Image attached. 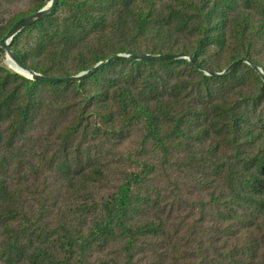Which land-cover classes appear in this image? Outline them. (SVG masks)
Returning a JSON list of instances; mask_svg holds the SVG:
<instances>
[{
    "label": "rangeland",
    "instance_id": "374dc122",
    "mask_svg": "<svg viewBox=\"0 0 264 264\" xmlns=\"http://www.w3.org/2000/svg\"><path fill=\"white\" fill-rule=\"evenodd\" d=\"M50 1L0 0V40L20 18L43 9ZM237 1L239 5L232 8L241 10L254 30L244 50L230 39L219 44L216 36L204 39L203 46L198 47L201 42L196 37L160 39L124 33L120 25L111 37H105L120 15L141 9L154 23L173 25V18L157 13L166 11L164 5L187 9L193 20L200 18L197 8L207 7L203 10L206 20H221L208 9L215 7L206 6L207 0H59L52 13L18 33L10 46L24 55L28 67L51 76H75L120 53H196L204 66L217 72L245 56L264 72V30L259 28L260 21L264 22V0ZM218 6L228 12L221 3ZM8 59L0 47V78H6L7 71L20 76L9 78L12 84L5 91L27 78L15 71ZM143 66L139 72V65L118 60L68 86L54 87L27 78L35 82L28 94L43 98L45 106L33 122V131L20 134L5 148V169L24 184V204L39 212L43 208L39 221L50 226L48 231L53 232L61 219L75 231L88 226L104 213V205L130 174L143 180L133 197V202L144 208L141 218L152 216L156 209L163 215L171 210V221L181 232H192L201 223V201L210 200L205 176L213 175L211 171L217 167H212L210 160L223 156L229 160L234 153L226 141L220 147L210 146L205 138L201 141L181 116L194 118L200 91L210 96L211 90L215 98L230 100L233 90L242 87L247 92L261 91L264 101V81L244 63L219 84H213L212 76L185 59L171 66L157 64L155 71L150 63ZM150 79L162 90L178 80L187 81L190 93L178 106L177 121L162 117L157 137L150 135L144 118L134 117V101L116 96L121 84H127L136 100L150 102L160 95L146 88ZM183 235L182 249L190 248V241L196 244L190 234Z\"/></svg>",
    "mask_w": 264,
    "mask_h": 264
},
{
    "label": "trees",
    "instance_id": "16d2710c",
    "mask_svg": "<svg viewBox=\"0 0 264 264\" xmlns=\"http://www.w3.org/2000/svg\"><path fill=\"white\" fill-rule=\"evenodd\" d=\"M207 1L206 6L215 7L208 9L214 16L220 15L221 20H206L203 10L207 7L197 8L200 18L193 20L187 9L164 5L166 11L157 13L173 18V25L154 23L153 17L141 9L120 15L118 23H113L105 37H111L120 25L124 33L160 39L196 37L201 42L198 47L203 46L204 39L216 36L219 44L230 39L244 50L254 30L245 22L243 12L232 8L239 5L238 1ZM219 3L228 12L222 11ZM259 28L264 30L263 21ZM193 54L197 58L196 53ZM18 56L26 64L24 55L18 53ZM127 62L139 65L141 72L144 63H150L155 71L157 64L171 66L177 60ZM6 76L0 78V264H264V101L261 91L247 92L238 87L230 100L223 96L215 98L211 90L210 96L200 91L194 118L181 116L184 125H192L191 129L194 128L201 141L205 138L212 147H220V143L226 141L234 153L229 160L225 156L210 160L212 167L217 165L211 171L213 175L205 176L210 200L201 201L204 215L194 231L181 232L178 224L171 221V210L168 216L156 209L152 216L141 218L144 208L141 203H134L133 197L135 187L143 180L130 174L104 205V213L88 226L75 231L73 225L61 219L50 232V226L39 221L43 208L39 212L24 204V184L15 181V176L5 169V148L20 134L33 131L31 127L45 100L35 93L28 94L35 82L27 78L22 79L23 84H14L5 91V87L12 84L9 78H20L9 71ZM225 78L211 77V82L219 84ZM152 82L150 79L146 88L160 95L150 102L136 100L127 84H121L116 96L134 101V117L144 118L150 125V135L157 137L162 117L177 121L178 106L187 100L189 87L187 81L178 80L162 90ZM47 85L57 87L69 83ZM217 136L222 140L214 138ZM185 233L197 242L189 240L190 248L182 249Z\"/></svg>",
    "mask_w": 264,
    "mask_h": 264
},
{
    "label": "water",
    "instance_id": "95a60500",
    "mask_svg": "<svg viewBox=\"0 0 264 264\" xmlns=\"http://www.w3.org/2000/svg\"><path fill=\"white\" fill-rule=\"evenodd\" d=\"M59 4V0H51L43 9L24 16L20 18L17 22H15L12 27L7 31L6 35L0 40V47L3 48L8 57V64L17 71L19 74L32 79L38 82L58 84V83H72V82H81L84 79L95 75L101 69L106 66L111 65L112 63L118 60H131V61H149V60H158V61H168V60H189L198 70L204 72L205 74L216 77V78H224L228 74L232 73L241 63L248 65L253 71H255L259 77L264 81V72L261 68L255 64L251 59L247 57H241L239 59L234 60L226 70L222 72H217L211 70L204 66L193 54L190 53H143V54H132V53H120L111 56L110 58L103 60L96 64L94 67L89 70L82 72L81 74L75 76H51L47 74H41L28 67L26 64L22 62L18 53L12 50L10 43L12 39L20 33L25 28L33 25L35 22L46 18L50 13H52L57 5ZM11 61L16 65L12 66Z\"/></svg>",
    "mask_w": 264,
    "mask_h": 264
},
{
    "label": "bare ground",
    "instance_id": "6f19581e",
    "mask_svg": "<svg viewBox=\"0 0 264 264\" xmlns=\"http://www.w3.org/2000/svg\"><path fill=\"white\" fill-rule=\"evenodd\" d=\"M8 60H9V59H8ZM11 65H12V66H16L12 61H11Z\"/></svg>",
    "mask_w": 264,
    "mask_h": 264
}]
</instances>
